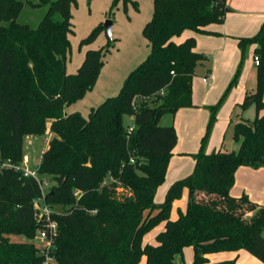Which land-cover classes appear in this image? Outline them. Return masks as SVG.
Returning a JSON list of instances; mask_svg holds the SVG:
<instances>
[{"label": "trees", "instance_id": "1", "mask_svg": "<svg viewBox=\"0 0 264 264\" xmlns=\"http://www.w3.org/2000/svg\"><path fill=\"white\" fill-rule=\"evenodd\" d=\"M75 6L76 0H0V163L20 164L24 137L43 135L49 122L53 137L37 172L54 183L45 203L63 209L52 216L57 224L48 238L53 264H139L143 257L145 264H174V256L187 247L194 251L192 264L205 263L207 254L240 250L264 264V206L229 194L239 167L264 165V113L234 126L237 152L205 153L201 147L193 155L192 173L174 182L162 203L154 202L177 143L175 129L159 121L192 106V79L205 60L194 50L193 37L181 43L174 38L184 31L212 34L208 27L231 12L226 0H152V16L142 30L148 56L130 71L118 94L87 118L65 109L93 88L109 50L108 45L87 50L76 73L66 72ZM24 8L40 16L36 25L18 21ZM103 29L96 27L80 47L91 45ZM238 45H255L259 59L256 91L245 95L240 109L254 105L259 112L264 109V23ZM125 117L133 120L129 134ZM184 189L186 209L171 221V205ZM40 195L35 179L20 170H0V264H43L30 242L40 227L33 206ZM162 222L156 244L143 245V237ZM10 235L29 242H10Z\"/></svg>", "mask_w": 264, "mask_h": 264}, {"label": "crops", "instance_id": "2", "mask_svg": "<svg viewBox=\"0 0 264 264\" xmlns=\"http://www.w3.org/2000/svg\"><path fill=\"white\" fill-rule=\"evenodd\" d=\"M226 4L231 8V12L225 15L221 24L208 27V30L213 32L212 34H198L191 31H184L179 37L174 38L176 43H181L185 39L193 37L195 39L194 50L197 53L203 54L205 60L197 65L195 75L192 79V106L181 108L172 115L166 114L159 121L161 127L172 126L175 129L177 143L168 161L165 180L156 190L154 196V202L156 204L164 201L168 189L174 182L192 173L195 165L193 155L200 150V140L205 133L209 118V113L205 107L213 105L217 101L221 92L233 76L239 61L241 59L242 61L244 60V54L247 53L250 66L254 64L255 45H248L241 49L238 42L241 38L255 36L260 30L264 23V0H226ZM209 63H211V68L209 67ZM198 67L203 69V74L200 76L197 75ZM242 71L243 79L240 83L242 89H237V94L227 101L225 108L218 115L211 131L209 143L205 151L206 153L216 151L237 152L239 144L233 140L234 126L242 121L251 122L257 116L264 113V109H262L259 112H249L248 114V111H252L253 107H255L251 105L244 111L240 109V122L236 121L232 124L230 121L232 117L231 113L237 106L240 107L245 95L253 94L256 91L257 80L255 85H252L248 81L250 79V73H252L250 67L246 65ZM203 79H206V82ZM247 82L251 88L250 91L247 90ZM245 115L249 116L244 118L243 116ZM129 118L131 122L127 126L132 125V117ZM47 131L51 139L53 134L49 132V122L47 123ZM35 137H24L22 152L25 146ZM21 165L24 167L23 160L21 161ZM229 194L235 198L246 195L251 202L264 206V165L259 169L239 167L235 172L234 184ZM187 198L188 191L184 189L180 199L175 200L171 205L169 214L171 221L177 219L179 212L185 211ZM164 226L165 222H162L149 231L143 237L142 244L155 245V238L164 230ZM188 251H191V255H189V259L187 258L186 262L183 261V264H192L194 251L190 247L184 248L182 253L174 256V264H181L184 253L188 254ZM190 256L192 257L191 259ZM204 259L205 263L203 264H216L224 261H234L235 264H262L244 250L207 254L204 256ZM145 262L146 259L143 257L139 264H145Z\"/></svg>", "mask_w": 264, "mask_h": 264}, {"label": "rangeland", "instance_id": "3", "mask_svg": "<svg viewBox=\"0 0 264 264\" xmlns=\"http://www.w3.org/2000/svg\"><path fill=\"white\" fill-rule=\"evenodd\" d=\"M115 0H76V6L72 8V34L69 35L70 49L66 57V72L68 74L76 73L77 69L82 64L85 52L87 50H98L104 45H108L103 62L104 65L100 70V74L93 88L86 93L82 100L67 107L66 113L78 112L81 116L87 118L91 109L96 108L105 99L118 94L127 75L135 69L149 54L147 41L144 39L142 30L145 24L152 16V0H119L114 4ZM37 13L26 11L24 8L18 19L21 23H28L32 26L39 21ZM107 21L111 23V36L106 35L105 30L100 31L96 40L89 46L80 47V42L86 38L96 27L103 26ZM243 61H239L233 76L221 92L217 101L210 106H206L209 113V118L206 125V130L200 140V148L206 151L209 143L211 131L215 124L218 115L225 108L227 101L237 94V89H242V70L244 66H249L252 73L248 80L252 85L256 82L257 66H250L247 53L243 55ZM211 68V63H209ZM198 67L197 75L203 73V69ZM247 90H251L247 82ZM253 107L252 111L255 112ZM240 107H236L231 113L230 121L234 124L240 122ZM249 115L243 116L244 118ZM239 120V121H238ZM131 120L129 117L124 118V124L127 126ZM47 125V124H46ZM48 131L41 136H36L25 146L22 152V160L24 167L30 171H36L41 160V153L48 144ZM206 153V152H205ZM38 173V172H37ZM261 175V174H260ZM39 178L44 180L48 189L54 184L51 177L48 175H39ZM261 179V178H260ZM260 181V180H259ZM256 186V185H255ZM257 187V186H256ZM55 213L63 212L61 206H53ZM264 235V232H263ZM10 242H29L23 236H9ZM32 242L38 249L47 245L46 241L34 238ZM183 255V261L189 259L191 251ZM192 257L190 256V259Z\"/></svg>", "mask_w": 264, "mask_h": 264}, {"label": "built area", "instance_id": "4", "mask_svg": "<svg viewBox=\"0 0 264 264\" xmlns=\"http://www.w3.org/2000/svg\"><path fill=\"white\" fill-rule=\"evenodd\" d=\"M254 64L258 66L259 59L257 56L253 58ZM206 82V79H203ZM133 129V126H127V133L129 134ZM130 163L133 164L134 160H130ZM5 168H11L14 170H20L22 176L25 178H33L37 181L40 187L41 195L40 197L33 200V206L35 209V219L36 222L40 225L39 229L36 232V238L46 241L47 245L43 248H39V255L43 256V264H53V258L50 254L51 243L49 237L54 235L57 231V224L53 220L52 216L55 214L52 207L45 203L44 197L47 193L48 185L47 183L39 178V174L36 171L27 170L20 164L15 165L9 161H4L0 163V170Z\"/></svg>", "mask_w": 264, "mask_h": 264}, {"label": "water", "instance_id": "5", "mask_svg": "<svg viewBox=\"0 0 264 264\" xmlns=\"http://www.w3.org/2000/svg\"><path fill=\"white\" fill-rule=\"evenodd\" d=\"M103 28L106 32V35L110 38L111 36V23L109 21H107L104 25Z\"/></svg>", "mask_w": 264, "mask_h": 264}]
</instances>
